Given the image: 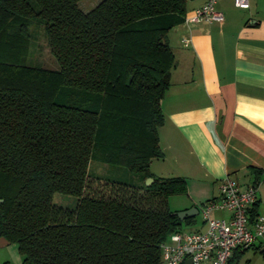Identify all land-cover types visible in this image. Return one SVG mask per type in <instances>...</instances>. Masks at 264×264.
I'll use <instances>...</instances> for the list:
<instances>
[{
    "label": "trees",
    "instance_id": "trees-1",
    "mask_svg": "<svg viewBox=\"0 0 264 264\" xmlns=\"http://www.w3.org/2000/svg\"><path fill=\"white\" fill-rule=\"evenodd\" d=\"M79 1L0 0V237L21 264H161L160 244L195 223L169 207L186 179L149 169L163 157L161 100L176 66L168 33L188 0H100L88 11ZM33 24L53 65L29 60ZM91 160L141 182L90 176ZM250 169L257 183L263 171ZM56 192L75 205L55 204Z\"/></svg>",
    "mask_w": 264,
    "mask_h": 264
},
{
    "label": "crops",
    "instance_id": "crops-1",
    "mask_svg": "<svg viewBox=\"0 0 264 264\" xmlns=\"http://www.w3.org/2000/svg\"><path fill=\"white\" fill-rule=\"evenodd\" d=\"M206 1L188 0L185 17ZM249 2L244 9L234 0H218L222 22H183L168 33L176 66L161 100L163 157L149 169L186 179L189 198L181 199L179 210L201 213L204 202L218 198L227 176L242 188L255 186L259 205L264 203L257 191L264 185V0ZM250 168L263 171L257 183ZM212 215L229 217L226 211ZM205 228L203 221L193 230ZM258 248L264 252V241ZM5 261L21 264L22 257L16 244L0 237V264Z\"/></svg>",
    "mask_w": 264,
    "mask_h": 264
},
{
    "label": "built area",
    "instance_id": "built-area-1",
    "mask_svg": "<svg viewBox=\"0 0 264 264\" xmlns=\"http://www.w3.org/2000/svg\"><path fill=\"white\" fill-rule=\"evenodd\" d=\"M217 1L207 0L185 17L184 22H222L223 14L215 8ZM234 5L247 9L250 2L234 0ZM256 202L255 186L242 188L235 179L225 177L220 184L218 198L201 205L205 230L172 233L160 244L161 262L183 264L191 258L192 264H228L235 249L250 247L257 240L264 239V203L253 215ZM214 211H226L229 217H214Z\"/></svg>",
    "mask_w": 264,
    "mask_h": 264
},
{
    "label": "rangeland",
    "instance_id": "rangeland-1",
    "mask_svg": "<svg viewBox=\"0 0 264 264\" xmlns=\"http://www.w3.org/2000/svg\"><path fill=\"white\" fill-rule=\"evenodd\" d=\"M100 0H80L79 6L84 10L88 11L93 8ZM31 36L33 40L30 46V56L29 60L33 64H43L44 66L53 65V59L50 56L48 47L46 45L45 38L43 36V28L38 24H33L30 27ZM87 172L93 177H102L105 179H111L116 181L128 182L130 184H138L141 182V177L139 174L132 173L128 170L126 166H111L105 163H101L96 160H91L88 164ZM245 173V171H242ZM264 177V176H263ZM146 179L144 180L145 183ZM258 193L264 196V185L257 189ZM189 192L181 194H173L169 197V207L172 212L181 211L182 200L188 199ZM53 202L57 205L73 207L76 203V197L68 194L54 193ZM201 209V206H200ZM214 216L217 214L214 213ZM221 216V215H220ZM196 223L192 225H182L183 231H190L195 228H201L203 223V217L201 213L195 216ZM264 241V239H259L255 242V246L249 247L240 253H237V257L233 259L232 264H264V252H260L258 248L259 242ZM14 264V263H13ZM161 264H164L161 262Z\"/></svg>",
    "mask_w": 264,
    "mask_h": 264
},
{
    "label": "water",
    "instance_id": "water-1",
    "mask_svg": "<svg viewBox=\"0 0 264 264\" xmlns=\"http://www.w3.org/2000/svg\"><path fill=\"white\" fill-rule=\"evenodd\" d=\"M151 182H152L151 178H146V181H145L146 185H149ZM0 202H2L1 199H0ZM174 213L178 216V218L180 220H184L185 218L193 217V216L197 215L198 211H197L196 208H189V209H184V210H181V211H176ZM183 264H192V259L191 258H187L184 261Z\"/></svg>",
    "mask_w": 264,
    "mask_h": 264
}]
</instances>
